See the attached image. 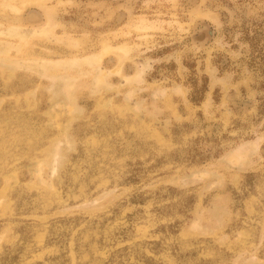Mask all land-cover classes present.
Here are the masks:
<instances>
[{"label": "rangeland", "instance_id": "374dc122", "mask_svg": "<svg viewBox=\"0 0 264 264\" xmlns=\"http://www.w3.org/2000/svg\"><path fill=\"white\" fill-rule=\"evenodd\" d=\"M0 264H264V0H0Z\"/></svg>", "mask_w": 264, "mask_h": 264}, {"label": "bare ground", "instance_id": "6f19581e", "mask_svg": "<svg viewBox=\"0 0 264 264\" xmlns=\"http://www.w3.org/2000/svg\"><path fill=\"white\" fill-rule=\"evenodd\" d=\"M51 33V32H50ZM33 51V50H32ZM80 61V60H79ZM87 61V60H86ZM51 81V80H50ZM55 113V112H54ZM48 133V132H47ZM239 148H241V147H239ZM238 155V154H237ZM233 156V155H232Z\"/></svg>", "mask_w": 264, "mask_h": 264}]
</instances>
